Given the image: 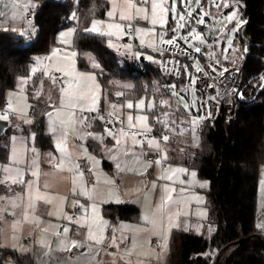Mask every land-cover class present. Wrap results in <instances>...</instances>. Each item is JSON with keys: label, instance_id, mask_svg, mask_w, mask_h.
Returning <instances> with one entry per match:
<instances>
[{"label": "crops", "instance_id": "obj_1", "mask_svg": "<svg viewBox=\"0 0 264 264\" xmlns=\"http://www.w3.org/2000/svg\"><path fill=\"white\" fill-rule=\"evenodd\" d=\"M170 2L171 0L169 4ZM148 9L150 16V4ZM168 17L172 18V15L169 13ZM130 23L134 28L138 24ZM146 28L152 29L153 26L148 23ZM155 28L148 34V40L156 41L157 44L158 33L163 28ZM14 31L18 33V30ZM139 35L144 39L142 34ZM125 37V43H129ZM74 53L75 63L78 56L76 49ZM57 73L61 72L55 73L59 80ZM64 76L68 79L67 86L77 81L76 72L70 78ZM65 79L60 81L64 83ZM53 101L41 111L45 118V133L51 139V144L46 147L37 144L35 129H30L33 132H25L23 129L24 125L33 122L31 110L26 120L21 116L13 118V122L8 119L12 128L8 153L6 159L0 162L4 164L0 165V197L3 198L0 199V251L12 250L29 254L35 264L44 261L46 264L50 260H61V264H81L85 254L94 256L95 260L90 264H163V255L169 251L170 237L174 230L172 227L177 220L168 212V197L166 205L161 197L159 201L157 182L153 179L148 181L147 178L150 161H161L158 157L154 160L147 158L151 151L148 141L152 138L137 134L134 141L133 132H123L127 133L123 135L122 131L111 129L113 135L110 136L106 131L109 128L102 120L98 119L100 122L96 125L91 124L94 121L92 122L89 113L93 111L85 110L96 106L85 103L76 109H70L61 107L58 100ZM81 108L85 109V113ZM52 109L56 112L54 125L46 127V113ZM100 109L107 112L103 106L96 108V111ZM58 111L61 114L59 117ZM73 111L74 126L62 125L60 120H67ZM158 115L156 117L159 118ZM161 124L163 125L162 122ZM54 127L57 129L55 132ZM65 132L67 136L64 135ZM88 133L97 134L100 138ZM154 138L159 142L157 137ZM117 139L121 141L120 144L116 143ZM58 143H61L64 151L57 148ZM162 154L163 158V148ZM80 155L90 159L96 180L92 185L87 183L78 165ZM117 164L120 165L119 168ZM33 172H38V175L34 176ZM13 178H22L25 182L13 183ZM169 184L165 183L163 186L165 194L167 186L169 190ZM37 196L45 199H37ZM30 202L32 207H29ZM123 203L137 207L138 217L112 219L103 210L106 204ZM263 213L264 210L261 214ZM69 216L72 217L71 221ZM64 228H68L69 232L64 233ZM89 229L100 243L88 239ZM73 241L79 242L83 247H78L75 253H64L68 251L67 248H73ZM144 249L151 250L153 254L147 253V256L140 258L129 254Z\"/></svg>", "mask_w": 264, "mask_h": 264}, {"label": "trees", "instance_id": "obj_2", "mask_svg": "<svg viewBox=\"0 0 264 264\" xmlns=\"http://www.w3.org/2000/svg\"><path fill=\"white\" fill-rule=\"evenodd\" d=\"M239 1L246 20L243 27L247 28L248 34L246 37L241 28L235 40L242 47L247 44L243 69L245 105L230 124L224 123L221 112L208 122L197 134L199 142L194 148V156L189 159L200 176L211 180L209 194L216 232L209 240L189 230L175 229L164 264H211L212 259L215 260L213 264H264V233L256 224L258 179L264 164V0ZM107 7L106 0H78L76 5L73 0H39L34 18L38 31L27 44L12 28H0V108L7 103L6 91L16 87L18 77L29 73L33 57L47 53L56 32L71 23L69 17L74 8L78 11L74 37L77 65L96 71L104 95L115 97V90H122L118 99L127 95L137 97L140 92L167 95L174 84L178 86L187 80L185 74L179 77L166 75L157 60L144 58L140 65L134 58L121 59L108 47V36L85 32L87 23L104 16ZM146 51L157 58L156 53L147 49L143 50L144 57ZM87 52L94 54L99 68L89 64ZM58 74V79L62 76L64 79L63 74ZM38 77L39 73L34 76L33 85H37ZM126 79H132L134 85L120 87L116 84V81ZM101 102L103 105L104 97ZM30 110L33 122L24 125L23 129L25 132L35 129L37 144L46 147L51 144V139L45 133L44 114L32 107ZM11 130L9 126L0 135V162L7 157ZM103 210L112 219L137 218L139 215L137 207L125 203L106 204ZM210 248L216 252L208 253ZM6 262L35 264L29 254L0 251V264Z\"/></svg>", "mask_w": 264, "mask_h": 264}, {"label": "rangeland", "instance_id": "obj_3", "mask_svg": "<svg viewBox=\"0 0 264 264\" xmlns=\"http://www.w3.org/2000/svg\"><path fill=\"white\" fill-rule=\"evenodd\" d=\"M108 3V7L106 9L105 15L101 17L93 18L87 25L86 28L91 27V22L95 20L104 21L105 23L97 26L98 31L95 34H99L100 32H107V23L112 22L110 18L107 16V12L111 10L113 7V0H106ZM78 0H73L74 5H76ZM133 3H137L136 0H132ZM217 3H220L221 0H216ZM230 4V7L224 8L221 7L219 10L213 6L211 0H202L203 7L210 13L205 17L204 25L208 26V30L203 32L198 28V24L195 23L194 19H189L188 25L181 29L177 34L178 36L186 35L188 30L191 27H195L198 32L201 33L202 39L205 40V43L200 44L198 41H189L192 45L198 46L201 48L202 56L210 58V60H216L221 65L227 64L236 58L240 49L239 44L235 40L238 34V31L243 28L245 23V18L242 15L240 5L241 2L239 0H227ZM39 4V0H0V28L10 27L14 30H18V34L24 37V43L27 44L32 41L38 31V26L35 19L28 20L25 18V13L37 7ZM115 4L117 7V16L119 15L120 8H125V0H115ZM141 4L137 3V6ZM148 9V5H143ZM178 7H181L178 5ZM192 7L195 8L196 5L193 3ZM232 11L237 12V19L244 21L239 26V30L233 32L232 29L236 27V20L232 22H228L225 17L231 13ZM149 12V9H148ZM200 10L197 9V12L194 13V17L198 18ZM71 23L60 28L53 39V43L51 44L49 51L47 53L36 54L33 57V62L31 63V68L28 74L22 75L17 78L16 87L9 88L6 91V100L4 108L6 109V113L8 114V119L13 122V118L21 116L24 120L28 119L30 107L35 108L37 111H42L47 107V105L52 104L55 100L61 102V88L67 87L68 79L64 83L55 77V73L57 68H62L66 72L74 73H83L88 76H92L94 79H82L77 77V81L73 82V88L77 89V91L82 92L86 99L79 102V105H83L87 103L88 105L96 106L97 109L100 107L106 108L107 112H114L115 115L120 116L124 119L125 124L128 125L127 116H133V128H137L140 130H147L144 122H139L135 119L136 116H147V126L151 128V131L155 130L154 121L156 120V114L160 115L161 122L163 123V132L164 135L169 137L168 141H162V148L164 151V156H167L165 159V165L157 164L155 165V161H150L151 167L148 169L147 178L148 181L153 179L157 182V190L158 200L160 201V197L163 199V204L166 205L168 202V212L170 213L172 218H176V224L174 223V230L181 229H189L191 232L196 234H201L208 238L209 240L213 237L216 232V223L214 219H212V206L210 201L209 190L211 187V180L207 177L200 176L197 172V169L189 163V159L194 156V148H196L199 137L196 133V125L195 131L193 132V125L191 121L197 118V114L201 109L202 99L197 94L196 84H191V78H196V73L192 75L188 72V78L185 82L179 84L178 86L174 84L175 87H172L170 90V94L167 95H156V94H148L147 92H140V95L134 97L133 95H127L123 99H118L117 93H121L122 90H115V97H109L108 94H103L102 84L98 78V75L95 70L89 69H81L77 65V58L74 63V37L76 30V21L78 19V11L76 8L72 10L70 15ZM142 19H134L131 22H138L136 27L146 28V24H150V20L145 21ZM174 24L172 27H175L176 21L172 18ZM144 22V24H143ZM148 22V23H147ZM121 23L127 24L128 21H123ZM160 26V25H156ZM156 29V28H155ZM71 32V35L68 33ZM101 35V34H99ZM138 35V37H137ZM144 39L140 37L139 34L136 33V38L140 43L141 39L144 40V45H148L153 41H149V35L142 34ZM108 36V35H103ZM108 47L117 53L121 59H133V48L131 43H125V31L122 34L108 36ZM232 40L231 46L228 44V40ZM180 40V39H178ZM183 41V40H181ZM184 42V41H183ZM185 43V42H184ZM141 44V43H140ZM156 44V41H155ZM186 44V43H185ZM125 45L130 47L126 48ZM188 46V44H186ZM189 47V46H188ZM194 47H189L194 50ZM195 51V50H194ZM55 52V55H53ZM139 55L142 52H138ZM145 58L147 60L149 56H151L153 61H156V56L146 51L144 52ZM89 64L93 68H99V62L95 58L94 54L91 52H87L85 54ZM98 65V67L94 66ZM186 66H188L186 64ZM36 67L38 70L36 73H32L31 69ZM45 71L48 72V75H45ZM39 73V77L37 79V85H33V78L35 75ZM64 74L63 72H61ZM56 78V83L52 82V78ZM70 78V76H67ZM22 78H26V82H22ZM28 84V85H27ZM116 84L120 87H131L134 85V81L132 79L119 80L116 81ZM173 92L178 93V95H173ZM39 93V95H37ZM104 97L103 105L101 103V99ZM145 99V105L142 109H137L135 106L132 109H128L126 106L121 107V105H126L127 101H133L134 105L139 99ZM183 98V99H182ZM166 101V103H164ZM8 103H11L12 110L7 108ZM187 103L190 107L185 108L184 105ZM149 104L153 105V107L149 108ZM116 105L117 107L113 109L111 106ZM157 106L159 108L157 109ZM157 109L158 112L155 110ZM54 109L48 110L46 113V127L48 125H54V120L56 116V112H53ZM88 111L87 109L85 110ZM84 112V111H83ZM51 113V116L49 115ZM85 113V112H84ZM4 113L0 112V115ZM7 119V120H8ZM31 124V122H29ZM46 129V128H45ZM33 132V130H30ZM157 141V139H156ZM158 142V141H157ZM159 143V142H158ZM149 146V145H148ZM150 150H156L157 148L153 146H149ZM149 149H146L149 150ZM145 152L144 155H146ZM146 159V156H145ZM0 165H4L1 164ZM152 165L155 167H152ZM184 168L187 172L184 173H173L168 171L165 173V168ZM167 169V168H166ZM195 172L196 176L192 177L191 173ZM172 176V179L162 178L165 176ZM183 181V183H181ZM264 164L260 167L259 179H258V190H257V200L256 207L258 211V217L256 224L257 226L260 224H264ZM165 183L169 184L166 189L167 194L163 191V186ZM183 189V191H181ZM153 197L156 199V195ZM166 197H171V199H167ZM163 215V213H162ZM171 228V230H172ZM261 228V227H259ZM173 230V231H174ZM264 230V228H261ZM172 231V233H173ZM171 233V235H172ZM216 249H209L208 253H215ZM147 253L153 254L151 250H136L132 253H129L131 256H136L138 258L142 256H147ZM158 253V250H157ZM169 251L163 255L165 257L163 264L166 262ZM94 259V256L83 255L81 264H90ZM37 262V261H36ZM44 262H39L37 264H44ZM5 264H10V262H6ZM46 264H61V260H50ZM63 264V263H62Z\"/></svg>", "mask_w": 264, "mask_h": 264}, {"label": "built area", "instance_id": "obj_4", "mask_svg": "<svg viewBox=\"0 0 264 264\" xmlns=\"http://www.w3.org/2000/svg\"><path fill=\"white\" fill-rule=\"evenodd\" d=\"M170 6V4H169ZM37 13V9H31L26 12L25 18L28 20L34 19ZM170 18L168 17V35L165 36L167 39L171 36L170 28ZM172 19V18H171ZM133 25V24H132ZM134 27V25H133ZM165 28L162 31H165ZM128 36V41L131 43L133 48V58L138 64L143 63L141 56L143 55V50L147 49L153 51L157 54L158 65L163 73L169 76L179 77L185 74L188 78V72L190 75L196 73V87L200 91L199 97L202 99L201 109L196 115L200 119L196 125V133L199 134L205 128L208 122L213 121L221 112L223 116V121L225 124H230L239 114L242 107L245 105L244 94H243V84H244V65L247 60V44L243 47L238 46L240 51L234 61L229 64L221 65L216 60H210V58L201 56L202 52L197 53L191 48H189L183 41H176L178 46H169L166 44H161L159 41L156 44L157 49L162 50L156 51L152 47H147V45L142 46L135 37V32H130L128 29L125 30ZM142 52L141 55L138 52ZM145 58V57H144ZM187 67L185 71L183 66ZM203 69V72H197L196 66ZM225 69H227L225 71ZM223 73V75H221ZM59 76V74L57 73ZM63 79V76L60 78ZM214 89V90H212ZM156 91V89H155ZM242 94V97L241 95ZM5 108H0V112L4 113ZM92 122L98 120V117H103L102 120L109 129L113 131L123 132H133L138 133L139 136H146L148 138L157 137L159 140V150H151L147 155L149 160H154L156 157L161 159L162 166L165 165V159L162 158V139L164 135L163 127L160 119L157 117L154 121L155 130H140L133 127H128L125 124L124 119L117 115L109 116L108 112L100 109L98 111H93L89 113ZM123 121V123H121ZM78 165L84 174L86 181L89 185L96 182L90 159L85 155H80L77 159ZM77 213L74 214L76 218ZM264 233V230H262ZM154 242V241H153ZM152 242V243H153ZM78 247H73L71 251H64V253H75ZM212 259L211 264L214 263Z\"/></svg>", "mask_w": 264, "mask_h": 264}, {"label": "snow or ice", "instance_id": "obj_5", "mask_svg": "<svg viewBox=\"0 0 264 264\" xmlns=\"http://www.w3.org/2000/svg\"><path fill=\"white\" fill-rule=\"evenodd\" d=\"M138 4L141 5H148L150 4V16L148 14V9L144 6H137ZM137 3H133L132 0H125V8H120L119 10V15L117 16V7L115 4V0H113V7L111 8L110 11L107 12V16L110 18V20L112 22L107 23V28L108 31L107 32H100L99 34L101 35H108V36H113V35H118V34H122L124 33L125 29H128L130 32H135L137 34H149L152 33L155 29L156 25H160L162 28H165V26L168 25V14L170 13L172 15V18L176 21V25L175 27H171L170 31H171V36H169L167 39H165V36L168 35V28H165V31H161L160 33H158V39L159 42L161 44H166L169 46H178L176 45V41L177 39L183 40L186 44H188L189 47H194V45H192L189 41H198L200 44L205 43V40L202 39L201 37V33L197 31V29L195 27H191L186 35L183 36H178L177 34L180 32L181 29H184L189 22V19H194L195 23L197 24H203L205 17L208 16L210 13L203 7L202 5V0H171L170 2V6H169V0H137ZM195 4L196 7L193 8L192 4ZM211 3L213 4L214 7H216L218 10L221 7L224 8H228L230 7V4L227 2V0H221L220 3H217L216 0H211ZM181 6V7H178ZM197 9L200 10L199 16L198 18L194 17V13L197 12ZM134 19H142L145 21H148L150 19V23L152 24L153 28L152 29H148V28H141V27H133V25L130 23L132 20ZM225 19L228 22H232L233 20H236V27H234L232 29L233 32L238 31L239 30V26L244 23V21L237 19V12L236 11H232L231 13H229ZM123 21H128L129 23L125 24V23H121ZM105 23L104 21H100V20H93L91 22V27L86 28L85 32H91V33H96L98 31L97 26L100 24ZM68 35H71V32L68 33ZM141 45L144 46V40L141 39L140 41ZM228 44L229 46H231L232 44V40L229 39L228 40ZM126 48L130 47L128 45H125ZM147 47H152L154 48L156 51H160L162 54V50L161 49H157L156 45H155V41H153L152 43L148 44ZM195 52L200 53L201 52V48L198 46L194 47ZM53 55H55V52H53ZM73 55H75V53H73ZM148 59H153L151 56L148 57ZM155 62V61H154ZM96 67H98V65H94ZM185 71H187V67L188 66H183ZM37 68L33 67L31 69V72L34 74L37 72ZM227 69H225L226 71ZM56 71L59 72H63L64 75L66 76H71L72 73L71 72H66L64 69L62 68H57ZM196 71L197 72H203V69L200 68L198 65L196 66ZM45 75H48V72L45 71L44 73ZM221 75H223V73H221ZM78 78H82V79H94L92 76H88L86 74L83 73H78L77 74ZM264 79V78H262ZM22 82H26V78H22ZM52 82L55 84L56 78L53 77L52 78ZM191 84L195 85L196 83V78L192 77L191 78ZM175 87V86H173ZM61 107H67L70 109H76L77 107H79V102L83 101L86 99V96L82 93L77 91V89L73 88V86L71 84H69L66 88H61ZM37 95H39V93H37ZM122 95V93H117V96ZM173 95H178V93L173 92ZM242 97V94H240ZM183 99V98H182ZM166 103V101L164 102ZM145 105V99L141 98L139 99L135 105L133 103V101L129 100L127 101L126 105H121V107H127L128 109H132L134 106L137 109H142L143 106ZM149 108L153 107V105L149 104L148 105ZM113 109H115L117 106L116 105H112L111 106ZM185 108L190 107L187 103H185L184 105ZM7 108L9 110H12V105L11 103H8ZM81 111H84L85 109L81 108ZM88 111H96L95 107H90L87 109ZM49 115L51 116V113H49ZM61 114L58 111L57 112V116L59 117ZM115 115L114 112H110L109 116H113ZM74 116H75V112H71L69 114V117L67 120L61 119L60 123L62 125H65L66 127H73L74 126ZM8 114L5 112L3 115H0V120H7ZM99 119H103V117H98ZM84 119H87L86 117ZM135 119L139 122H144L145 127L147 128L148 131H151V128H149L147 126V120L148 117L147 116H136ZM202 119L200 117L193 119L191 121L192 125H193V132L195 131V125L198 123V121ZM127 121H128V127H134L133 125V116L132 115H128L127 116ZM83 122V121H81ZM121 123H123V121H121ZM57 129L54 127L53 128V132H55ZM106 131H108V134L111 136L113 135V133L111 132L110 129H106ZM123 135H127V133H123ZM138 133H133V139L135 141V136ZM65 136H67V133H64ZM88 135L90 136H96V138H100L97 134L94 133H88ZM82 138V137H81ZM115 138V137H114ZM161 139L165 142L168 141L169 137L167 135H163L161 137ZM117 144H120L121 141L119 139L116 140ZM149 146H155L157 148V150H159V143L156 141L155 138H152L151 140L148 141ZM57 148L60 149L61 151H64L65 149L62 147L61 143L57 144ZM85 151H87L85 149ZM163 159H167V156L165 155L163 157ZM155 163L159 164L161 163L160 160L155 161ZM150 166V165H149ZM78 167V166H77ZM120 165L117 164V168H119ZM171 171L173 173H184L187 172L186 169L184 168H171V169H165V172ZM17 175L19 176L20 173L19 171L17 172ZM34 176L38 175V172H33ZM82 175V173H81ZM192 177L196 176L195 172L191 173ZM162 178H166L171 180L172 176H165ZM25 181L21 178L19 180H16L15 178H13V183H24ZM181 183H183V181H181ZM262 184H264V181H262ZM31 187V185H30ZM181 191H183V189H181ZM37 199H45V197L43 196H37ZM0 199H3L2 197H0ZM168 199H171V197H168ZM33 205L30 202L29 207H32ZM83 207V206H81ZM93 209L95 210V205H93ZM25 218H27V216H25ZM68 219L71 221L72 217H68ZM258 227L264 228V224H260L258 225ZM64 233H68L69 229L68 228H64ZM88 239L89 240H94L96 241V243H100V240H97L96 237L92 234L91 229H89V234H88ZM42 246H43V242ZM61 245L63 246V242L61 241ZM72 247H83L82 244H80L77 241H73L72 242ZM66 250L71 251L72 248L69 247ZM47 254V253H45Z\"/></svg>", "mask_w": 264, "mask_h": 264}, {"label": "water", "instance_id": "obj_6", "mask_svg": "<svg viewBox=\"0 0 264 264\" xmlns=\"http://www.w3.org/2000/svg\"><path fill=\"white\" fill-rule=\"evenodd\" d=\"M198 28L200 31H203V32L208 30V26L204 25V24H198ZM243 32L245 33L246 37H248L247 28L245 26L243 27ZM125 38L128 39L127 36ZM141 58L144 59V56L142 55ZM212 90H214V89H212ZM197 94L198 95L200 94L199 90H197ZM9 126H10L9 120H0V135L4 134Z\"/></svg>", "mask_w": 264, "mask_h": 264}, {"label": "bare ground", "instance_id": "obj_7", "mask_svg": "<svg viewBox=\"0 0 264 264\" xmlns=\"http://www.w3.org/2000/svg\"><path fill=\"white\" fill-rule=\"evenodd\" d=\"M96 125V124H95ZM108 128V127H107Z\"/></svg>", "mask_w": 264, "mask_h": 264}]
</instances>
